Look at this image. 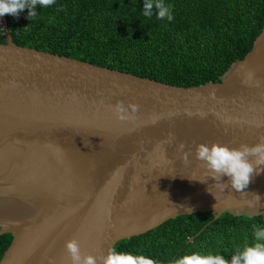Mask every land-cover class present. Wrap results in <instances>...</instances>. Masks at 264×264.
<instances>
[{"label": "water", "instance_id": "1", "mask_svg": "<svg viewBox=\"0 0 264 264\" xmlns=\"http://www.w3.org/2000/svg\"><path fill=\"white\" fill-rule=\"evenodd\" d=\"M0 21V236L12 235L0 264H69L73 237L106 255L195 213L264 216V165L243 191L227 176L220 191L195 156L264 135V25L219 82L182 87L19 46ZM118 102L139 105L135 118L118 119Z\"/></svg>", "mask_w": 264, "mask_h": 264}, {"label": "trees", "instance_id": "2", "mask_svg": "<svg viewBox=\"0 0 264 264\" xmlns=\"http://www.w3.org/2000/svg\"><path fill=\"white\" fill-rule=\"evenodd\" d=\"M163 2L172 6V21L158 19L155 7L151 18L145 17L144 0H55L50 7L37 4L33 18L27 8L4 18L19 46L182 87L219 82L251 50L264 25V0ZM213 218L211 213L179 216L114 247L158 264L192 252L230 261L246 243L256 242L253 226L264 228V216ZM11 241L10 234L0 236V259Z\"/></svg>", "mask_w": 264, "mask_h": 264}, {"label": "clouds", "instance_id": "3", "mask_svg": "<svg viewBox=\"0 0 264 264\" xmlns=\"http://www.w3.org/2000/svg\"><path fill=\"white\" fill-rule=\"evenodd\" d=\"M37 4L42 7H50L55 4V0H0V17L4 15L18 16L21 11L27 8L29 18H33L36 16ZM154 7L157 9L158 19L167 18L168 21L174 19L172 6L166 5L163 0H144L143 15L151 18ZM252 75L251 72L247 74L248 80H251ZM114 110L118 119L130 120L135 118L139 105L129 104L126 108L123 102H118ZM153 123H155V118ZM174 138L171 137L167 143H171ZM178 147L183 150L185 144L181 142ZM182 153L183 162L189 163V152L182 151ZM195 156L198 161L202 162L209 177L216 181L215 188L220 191L227 188L228 184L221 182V178L227 176L233 189L243 191L251 182L254 171L258 170L257 166L264 165V135L259 137V142L255 145L241 144L238 148H230L226 144L215 142L211 145L200 143L195 148ZM259 170L264 171V169ZM209 191L212 192V190ZM260 199L259 195H254V201H249L250 206L257 204ZM253 236L256 242L250 245L246 243L242 249L236 251L230 261L220 254L192 252L177 257L171 261V264H264V228L253 226ZM65 251L69 264H158L156 260L147 256L120 252L115 247L110 248L106 255L83 254L80 242L75 237L65 242Z\"/></svg>", "mask_w": 264, "mask_h": 264}, {"label": "built area", "instance_id": "4", "mask_svg": "<svg viewBox=\"0 0 264 264\" xmlns=\"http://www.w3.org/2000/svg\"><path fill=\"white\" fill-rule=\"evenodd\" d=\"M0 25L2 26L1 22H0Z\"/></svg>", "mask_w": 264, "mask_h": 264}]
</instances>
